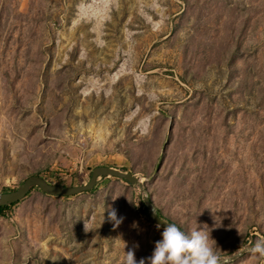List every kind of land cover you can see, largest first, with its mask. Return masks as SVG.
<instances>
[{
	"label": "rangeland",
	"instance_id": "1",
	"mask_svg": "<svg viewBox=\"0 0 264 264\" xmlns=\"http://www.w3.org/2000/svg\"><path fill=\"white\" fill-rule=\"evenodd\" d=\"M97 166L221 258L264 240V0H0V193ZM5 206L0 264H149L162 238L116 177Z\"/></svg>",
	"mask_w": 264,
	"mask_h": 264
},
{
	"label": "clouds",
	"instance_id": "2",
	"mask_svg": "<svg viewBox=\"0 0 264 264\" xmlns=\"http://www.w3.org/2000/svg\"><path fill=\"white\" fill-rule=\"evenodd\" d=\"M108 217L115 222L114 226L122 219L117 218L115 210L109 211ZM161 237L155 243L149 264H229V257L221 258L216 254L213 247L215 242L210 238L209 231L204 229L186 232L175 223H165ZM247 251L264 256V240L255 241ZM122 264H144V259L135 260L134 252L129 248L127 252L124 251Z\"/></svg>",
	"mask_w": 264,
	"mask_h": 264
},
{
	"label": "water",
	"instance_id": "3",
	"mask_svg": "<svg viewBox=\"0 0 264 264\" xmlns=\"http://www.w3.org/2000/svg\"><path fill=\"white\" fill-rule=\"evenodd\" d=\"M103 177H116L125 180L131 184L137 185L142 194V201L147 208V216L154 224H159L161 227H164L165 223H175L170 219L162 217L158 213V209L150 198L146 185L136 174L122 170L115 166L95 167L91 171L90 178L87 183L80 186H66L63 184H54L38 175H30L23 181V183L20 184L17 189L11 190L6 193H0V206H5L20 201L34 186L39 187V189L43 193L54 196H72L83 192H88L91 191L96 185L97 181ZM175 224H177V226L181 230H183L178 223ZM250 246L251 245L245 246L242 249L238 250L236 253H233L232 255L223 258L229 257V262L234 261L244 253L248 252L247 249Z\"/></svg>",
	"mask_w": 264,
	"mask_h": 264
},
{
	"label": "trees",
	"instance_id": "4",
	"mask_svg": "<svg viewBox=\"0 0 264 264\" xmlns=\"http://www.w3.org/2000/svg\"><path fill=\"white\" fill-rule=\"evenodd\" d=\"M17 202H14V203H11L10 204V206L11 205H14V204H16ZM8 206H0V214L1 215H4V209H6ZM158 212H159V210H158ZM159 214L161 215V213L159 212ZM181 227V226H180ZM182 228V227H181ZM183 229V228H182ZM184 230V229H183Z\"/></svg>",
	"mask_w": 264,
	"mask_h": 264
}]
</instances>
